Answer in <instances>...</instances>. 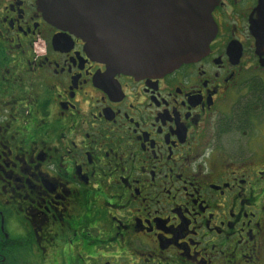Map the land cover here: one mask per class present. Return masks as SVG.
Here are the masks:
<instances>
[{"label":"flooded vegetation","instance_id":"flooded-vegetation-1","mask_svg":"<svg viewBox=\"0 0 264 264\" xmlns=\"http://www.w3.org/2000/svg\"><path fill=\"white\" fill-rule=\"evenodd\" d=\"M260 0H217L202 58L117 73L0 0V264H264Z\"/></svg>","mask_w":264,"mask_h":264},{"label":"water","instance_id":"water-1","mask_svg":"<svg viewBox=\"0 0 264 264\" xmlns=\"http://www.w3.org/2000/svg\"><path fill=\"white\" fill-rule=\"evenodd\" d=\"M217 0H38L55 28L82 40L95 61L117 73L164 76L209 51L217 34ZM258 14L264 20V0ZM264 55V23L250 29Z\"/></svg>","mask_w":264,"mask_h":264}]
</instances>
